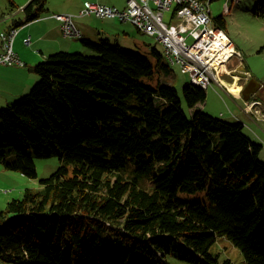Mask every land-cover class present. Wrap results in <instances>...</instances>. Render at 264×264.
<instances>
[{"label": "trees", "instance_id": "obj_1", "mask_svg": "<svg viewBox=\"0 0 264 264\" xmlns=\"http://www.w3.org/2000/svg\"><path fill=\"white\" fill-rule=\"evenodd\" d=\"M48 0L26 4L23 26ZM264 15V2L257 8ZM226 14L214 26L226 29ZM94 54L59 51L32 70L30 91L0 108V163L37 178L35 158L58 170L0 211V261L14 264H232L220 238L264 264L261 145L199 107L207 91L155 83L169 71L156 46L124 49L81 38ZM190 116V117H189ZM153 179L152 186L148 185ZM207 190L211 204L179 192Z\"/></svg>", "mask_w": 264, "mask_h": 264}, {"label": "rangeland", "instance_id": "obj_2", "mask_svg": "<svg viewBox=\"0 0 264 264\" xmlns=\"http://www.w3.org/2000/svg\"><path fill=\"white\" fill-rule=\"evenodd\" d=\"M22 1L24 0H0V14L3 15L11 11H18L25 17L24 7L26 4H22ZM235 1L236 0H215L211 3V11L214 18L219 17L222 13H227L225 30L236 44L237 49L240 50L242 60H238L228 66V70L225 71L222 76L221 84L223 86L213 81L208 88H206V100L201 103L199 107L209 114L220 117L226 121L243 122V133H245L247 137L249 136L252 141L262 145L259 152V159L264 163V121L261 120L260 116H258L260 120L253 117L246 109L247 102L242 97L232 95L227 89L228 87L231 89V84L236 78L240 86H245L250 81H255L261 85V87H258L256 94L264 102V15H261L257 11V8L264 0ZM174 8L175 7H173V9ZM170 16L171 12L165 13L166 20L172 19L174 14ZM131 25L137 33L142 34L141 37L143 40H146L147 44H152V46H156L160 52H163L164 47L161 43L157 42L152 36L139 31L135 25ZM76 40H78L81 48V39L77 38ZM111 42L112 44H120L115 40ZM122 47L126 50L131 49V47L128 46ZM84 48L88 49L91 54H94L88 47ZM141 50L143 53L147 54V51ZM164 62L168 63L165 58ZM168 65L170 67L169 71L161 70L157 72L154 82L157 83L160 81L163 84H174L179 91L181 105L185 110L184 112L190 115L191 110L186 104L182 89L185 84L191 83V76L189 73L183 72L178 65H170L169 63ZM246 71L248 74H246ZM257 107L264 110V106L258 105ZM35 163L38 174L37 178L26 177L20 171L8 170L0 163V211L13 198L22 197L26 188H38L40 186V179L49 177L53 172L58 170L60 166V161L57 156L35 158ZM152 181L153 179L150 178L148 183L150 186L149 188L152 186ZM179 197L188 201L204 202L208 205L211 204L207 195V190L198 191L196 193L180 191ZM213 250L219 251L222 257L226 256L230 258L232 264H243L244 262V255L241 250L228 239L220 238L213 247ZM167 259V264H195L172 255H167ZM0 264L14 263L0 261Z\"/></svg>", "mask_w": 264, "mask_h": 264}, {"label": "crops", "instance_id": "obj_3", "mask_svg": "<svg viewBox=\"0 0 264 264\" xmlns=\"http://www.w3.org/2000/svg\"><path fill=\"white\" fill-rule=\"evenodd\" d=\"M28 1L24 0L21 3L28 4L31 0ZM85 1L123 9L127 6L128 0H48L41 17L23 26L18 25L25 18L21 12L11 11L8 14H0V32L12 27L18 28L14 48L26 63L24 67L0 65V108L7 107L30 91L39 78L32 68L46 61L51 54L59 51L90 53L84 48L86 46L83 43L80 48L77 38H68L63 35L60 22L52 17L54 13L76 15L74 21L81 30V38L92 41L109 39L131 49H148L150 44L142 39V34L137 33L130 22H122L117 18H99L94 15L78 16ZM28 37H31V43L26 45L24 40ZM1 51L0 39V53Z\"/></svg>", "mask_w": 264, "mask_h": 264}, {"label": "built area", "instance_id": "obj_4", "mask_svg": "<svg viewBox=\"0 0 264 264\" xmlns=\"http://www.w3.org/2000/svg\"><path fill=\"white\" fill-rule=\"evenodd\" d=\"M173 7H175L173 9ZM179 9H186V16H179ZM171 12L174 17L165 19V13ZM95 15L99 18H117L122 22H130L133 25H141V32L155 38L163 45L166 52L170 53V62L182 68V71L189 73L191 78L204 80L206 88L213 82L219 85L222 76L227 70H219L213 65L214 60L209 56L210 51H204V65L196 64L192 57L180 52L173 46L172 41H181L187 47H195L197 38L201 32L211 28L208 8L199 0H155V7H146V0H128L127 6L120 9L115 6L86 1L80 9L78 16ZM71 13H55L52 17L60 22V28L65 37L81 38V30L76 25ZM18 28L12 27L9 30L0 32L2 51L0 53V65L24 67L25 61L19 56L14 48V39L18 34ZM189 40H192L189 42ZM26 45L31 43V37L24 40ZM230 44L231 41H229ZM150 47H148L149 49ZM201 67V68H200ZM230 92H234L229 87Z\"/></svg>", "mask_w": 264, "mask_h": 264}, {"label": "bare ground", "instance_id": "obj_5", "mask_svg": "<svg viewBox=\"0 0 264 264\" xmlns=\"http://www.w3.org/2000/svg\"><path fill=\"white\" fill-rule=\"evenodd\" d=\"M199 1L207 6L208 14L210 17L211 28L215 29L216 31L208 32V29H205L203 32H201L197 38V45L195 47H190V46L185 47L181 43V41H172V44L173 46H176L180 50V52H184L185 55L192 57L195 60L196 64L199 66L204 65L203 62V58L205 55L204 51L209 50L210 51L209 56H211V60H214L213 65L219 70L220 69L222 71L227 70L229 65H232V63L237 62L238 60H242L241 52L239 49H237L236 44L229 36V34L226 32V30L222 27L214 26L213 24L214 17L212 16L211 3L215 0H199ZM239 1L240 0H236L235 2H239ZM146 7H155V0H146ZM179 16H186V9H179ZM135 26L139 31H141V25H135ZM191 41L192 40H189V42ZM229 41H231L232 44H230ZM14 43H15V39H14ZM162 53H163V57L167 60V62L170 65H174L170 62V53L166 52L165 48ZM24 66H26V63H24ZM246 74H248L247 71ZM191 83L206 89V82L204 80L191 78ZM249 83H251L250 93L257 86L261 87V85L256 83L255 81H250ZM249 83H247V85L245 86L247 87ZM245 86L244 85L240 86L236 78L235 81L231 84V89L234 92H229V93H231L236 97H242L247 102V108H246L247 111L251 113L253 117H255L257 120H260L258 117L260 116L261 120L264 121V110H261L257 107L258 105L264 106L263 100L259 98L258 95L256 94L257 90L256 92L251 93L249 99H245L242 94V91L246 88ZM242 125L244 127L243 122ZM244 135L246 134L244 133Z\"/></svg>", "mask_w": 264, "mask_h": 264}, {"label": "water", "instance_id": "obj_6", "mask_svg": "<svg viewBox=\"0 0 264 264\" xmlns=\"http://www.w3.org/2000/svg\"><path fill=\"white\" fill-rule=\"evenodd\" d=\"M250 84H251V83H249L248 86L242 91L243 97H244L245 99H249L251 93L256 92L257 88L259 87V86H257V87L254 88V89L252 90V92L250 93Z\"/></svg>", "mask_w": 264, "mask_h": 264}]
</instances>
